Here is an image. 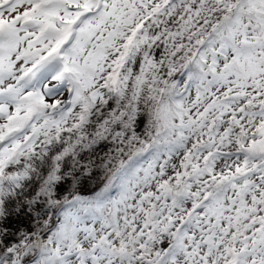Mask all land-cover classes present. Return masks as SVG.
I'll return each instance as SVG.
<instances>
[{"label": "snow or ice", "instance_id": "6c2138e0", "mask_svg": "<svg viewBox=\"0 0 264 264\" xmlns=\"http://www.w3.org/2000/svg\"><path fill=\"white\" fill-rule=\"evenodd\" d=\"M0 264H264V0H0Z\"/></svg>", "mask_w": 264, "mask_h": 264}]
</instances>
